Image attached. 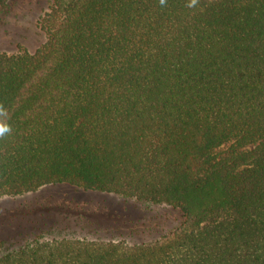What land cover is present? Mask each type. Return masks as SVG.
Wrapping results in <instances>:
<instances>
[{"label":"trees","instance_id":"1","mask_svg":"<svg viewBox=\"0 0 264 264\" xmlns=\"http://www.w3.org/2000/svg\"><path fill=\"white\" fill-rule=\"evenodd\" d=\"M38 27L0 52V198L67 185L180 221L0 264H264V0H51Z\"/></svg>","mask_w":264,"mask_h":264},{"label":"rangeland","instance_id":"2","mask_svg":"<svg viewBox=\"0 0 264 264\" xmlns=\"http://www.w3.org/2000/svg\"><path fill=\"white\" fill-rule=\"evenodd\" d=\"M50 1L2 0L0 52L11 53L20 47L29 52L37 49L44 39L38 23ZM85 215L98 222L101 227L98 235L79 228V217L85 218ZM179 221V213L165 206L125 201L114 195L83 192L67 185L47 186L21 196L0 198V253L22 246L38 233H43L44 239L87 237L118 241L126 237L133 243L142 238L128 236L137 227L157 222L164 227V232L175 228Z\"/></svg>","mask_w":264,"mask_h":264}]
</instances>
